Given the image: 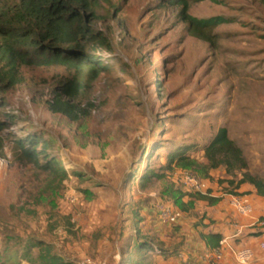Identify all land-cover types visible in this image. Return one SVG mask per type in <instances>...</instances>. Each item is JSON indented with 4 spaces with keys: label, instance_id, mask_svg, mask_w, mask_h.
Wrapping results in <instances>:
<instances>
[{
    "label": "rangeland",
    "instance_id": "rangeland-1",
    "mask_svg": "<svg viewBox=\"0 0 264 264\" xmlns=\"http://www.w3.org/2000/svg\"><path fill=\"white\" fill-rule=\"evenodd\" d=\"M179 1L100 0L84 13L79 42L98 75L77 101L78 120L50 105L83 83L89 57L77 59L81 77L68 63H19L18 80L0 91V264H40L39 241L65 264H175L203 230L198 194H208L178 176L235 194L227 180L238 171L203 168L220 127L264 180V0ZM184 6L222 22L207 40L192 36ZM176 149L193 165L169 164ZM165 205L182 216L162 223Z\"/></svg>",
    "mask_w": 264,
    "mask_h": 264
},
{
    "label": "trees",
    "instance_id": "trees-1",
    "mask_svg": "<svg viewBox=\"0 0 264 264\" xmlns=\"http://www.w3.org/2000/svg\"><path fill=\"white\" fill-rule=\"evenodd\" d=\"M100 0H15L0 7V91L13 85L17 80V66L19 63H37L43 60L48 64L54 61L76 65L81 77V64L78 57H89L88 71L85 80L79 85L78 80L65 87V99H57L50 106L62 113L70 120H78L83 114L78 100L84 97L87 89L98 75L97 58L84 53L80 37L83 31V15L94 8ZM108 1V0H106ZM177 5L183 3L172 0ZM186 7L181 11V19L187 24L189 34L208 39L210 31L220 22V17L197 19L186 13ZM71 47V48H69ZM33 56V58H31ZM71 57H75L72 59ZM35 59V60H34ZM39 59V60H38ZM1 129V124H0ZM24 139L16 140L20 149L27 157H31L30 150L25 148ZM29 143L31 141H28ZM2 140L0 138V148ZM203 158L205 171L224 166L226 173L238 171L237 180H227L233 188H238L243 183L254 186L257 194L264 195V180L247 171V160L241 148L231 139L224 127L217 129L214 136L204 146ZM168 163L180 167L193 165V160L188 155L176 149L168 157ZM147 171L140 175V181H146ZM208 192V191H207ZM206 192V193H207ZM198 194V197L209 202L217 198ZM209 247L213 248L220 241L219 234L203 236ZM37 258L40 264H65L56 254L50 251L47 244L38 242ZM150 245V244H149ZM147 242H142L138 248H146Z\"/></svg>",
    "mask_w": 264,
    "mask_h": 264
},
{
    "label": "crops",
    "instance_id": "crops-1",
    "mask_svg": "<svg viewBox=\"0 0 264 264\" xmlns=\"http://www.w3.org/2000/svg\"><path fill=\"white\" fill-rule=\"evenodd\" d=\"M234 192L235 194H243L248 198L252 206L251 214L243 216L236 213L229 205V198L233 193L222 191V187L216 183H210L208 196L217 198V200L215 202L202 201L204 214L200 217V221L203 230L199 231L200 234L196 238L192 236L184 240L182 256L188 257L189 260L185 261L184 257L182 259L175 257V264H211L205 257V251L211 248L203 237L207 234H219L220 240L224 237H230L229 241L234 247H252L255 255L248 264H264V255L258 249V241L264 238V225L255 223L257 218H264V195L257 194L254 186L249 183H243L238 188H234ZM239 225L243 226L242 231L234 237L236 227ZM216 264L238 263L227 250L221 262Z\"/></svg>",
    "mask_w": 264,
    "mask_h": 264
},
{
    "label": "built area",
    "instance_id": "built-area-1",
    "mask_svg": "<svg viewBox=\"0 0 264 264\" xmlns=\"http://www.w3.org/2000/svg\"><path fill=\"white\" fill-rule=\"evenodd\" d=\"M178 182L184 184L190 189L196 192H207L209 189L207 181L198 179L190 174H183L178 176ZM73 200V199H71ZM229 205L235 210L236 213L247 216L252 212V206L248 198L243 194H232L229 198ZM182 216V212L177 208H171L170 206H162L159 211V219L162 223L172 224L176 222ZM260 225H264V218H257L256 222ZM234 237L237 236L243 226L239 225L236 227ZM233 237V236H232ZM230 237L222 238L218 245L207 249L205 251V257L211 264L221 262L225 251H230L234 260L238 264H248L254 258V249L250 246H239L234 247L230 241ZM232 242V241H231ZM258 249L261 254L264 255V238L258 241ZM182 257V252L178 253ZM76 264H94L90 258H82Z\"/></svg>",
    "mask_w": 264,
    "mask_h": 264
}]
</instances>
